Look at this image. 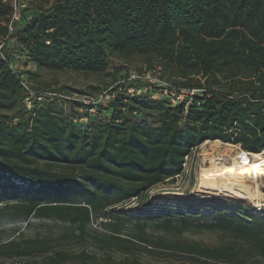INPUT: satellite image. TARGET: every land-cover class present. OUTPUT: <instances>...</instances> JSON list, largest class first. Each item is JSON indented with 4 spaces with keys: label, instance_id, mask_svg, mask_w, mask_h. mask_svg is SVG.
I'll return each mask as SVG.
<instances>
[{
    "label": "trees",
    "instance_id": "obj_1",
    "mask_svg": "<svg viewBox=\"0 0 264 264\" xmlns=\"http://www.w3.org/2000/svg\"><path fill=\"white\" fill-rule=\"evenodd\" d=\"M12 1L0 0V42L7 59L0 56V181H5L3 195H12L11 189L26 202L0 214L13 209L19 218L71 222L73 237L84 243L91 240L108 252L106 258H98L86 250L77 255L61 251L44 258V263L147 264L136 257L117 262L111 254L120 246L162 256L181 254L197 264L264 260V217L256 213L230 215L219 209L207 217L178 215L174 221L169 216L157 224L176 234L220 232L241 246L168 241L147 234V223H137L139 234L123 238L120 219L101 223L104 235L90 230L99 210L174 181L183 173L186 159L206 142L240 146L253 154L264 151V0L31 3L8 38ZM14 40L39 71L103 75L113 58L126 63L143 57L149 69L161 70V80L171 90L200 92L177 105L165 96H132L123 89L143 88L144 83L129 82L132 71L124 72L122 66L109 74L118 84L109 85L115 99L87 106L72 98L98 97L110 88L65 92L32 85L37 74L28 78L10 68V63L15 65L10 51ZM21 75L38 95L57 97L33 101L29 109ZM151 116L156 117L154 123L147 121ZM83 118L86 123L79 122ZM75 195L84 203L74 202ZM36 243L11 241L0 248V256L30 255L34 248L29 245Z\"/></svg>",
    "mask_w": 264,
    "mask_h": 264
},
{
    "label": "rangeland",
    "instance_id": "obj_2",
    "mask_svg": "<svg viewBox=\"0 0 264 264\" xmlns=\"http://www.w3.org/2000/svg\"><path fill=\"white\" fill-rule=\"evenodd\" d=\"M37 5H51L56 0H32ZM22 27V25H21ZM11 56L17 67L31 78L30 74H37L36 79L31 80L32 85H48L52 89H68L88 91L91 86H100L110 88L112 77L109 74L115 73V70L124 66V72L129 73L136 69L148 67L143 57H133L129 62L120 61L117 58L111 59L110 69L103 75H84L75 72H50L47 70H37L31 61L22 56L21 47L16 40L10 43ZM118 84H115V86ZM109 86V87H107ZM132 88L126 87L125 90ZM134 89V88H133ZM106 90V89H105ZM109 90H112L110 88ZM123 90L117 92L122 93ZM96 97H87L89 101ZM69 112V110H68ZM155 116L148 117L149 123H154ZM237 147V146H236ZM229 154L234 156L235 152L223 144L209 143L202 145L194 150L191 156L186 160L183 173L174 181H167L159 184L147 192L141 194L138 198H131L126 201L117 202L106 209H101L97 213L98 222L95 221L90 225V230L100 235L106 234L105 228L101 223L107 220H121L120 236L123 238L134 237L139 234L137 223H147L145 231L154 237H163L168 241H180L186 243L200 244L208 247H223L227 245H243L236 241L232 236L220 232H207L190 230L182 234L168 232L162 228H158L157 224L162 222L164 218L171 216L174 221L178 215L191 217L199 215L207 217L215 213L216 210L225 209L230 215L240 213L245 215L256 213L264 217V180L259 182V192L261 193L260 203L258 205L256 199L248 201L225 196L224 194L205 193L199 187V181L203 173L211 168L218 167L216 159L219 156ZM216 158V159H215ZM5 181H0V211L15 207L18 204L26 202L23 195L16 194L14 190L10 196L3 195ZM74 202L84 203L80 196H73ZM43 199L42 202H47ZM13 209H8L0 214V248L11 241L34 240L35 245H29L34 248V252L30 255H17L7 253L0 256V264H19L34 263L45 264L44 258H49L56 252H67L68 254H79L86 250L92 254H96L98 258H106L105 249L100 248L93 241L88 240L86 243L81 242L78 238L73 237L71 222L60 221L57 219H45L32 216L29 219L19 218L13 214ZM74 234H77L75 232ZM121 250H113L111 254L116 258L117 262H122L124 258H139L147 264H197L189 258L181 254H172L171 256L155 255L132 249L128 251L125 247H119ZM247 250V248H244ZM74 264V263H69ZM79 264V263H78ZM95 264H109L98 262ZM115 264V263H114ZM118 264V263H116ZM250 264H264V260L252 258Z\"/></svg>",
    "mask_w": 264,
    "mask_h": 264
},
{
    "label": "bare ground",
    "instance_id": "obj_3",
    "mask_svg": "<svg viewBox=\"0 0 264 264\" xmlns=\"http://www.w3.org/2000/svg\"><path fill=\"white\" fill-rule=\"evenodd\" d=\"M209 143L223 144L216 141L206 142L205 145ZM223 145L233 150L235 155L215 158L219 166L203 173L198 187L205 193L224 194L246 201L256 199L259 205L261 193L258 186L260 180H264V152L248 154L234 145Z\"/></svg>",
    "mask_w": 264,
    "mask_h": 264
},
{
    "label": "built area",
    "instance_id": "obj_4",
    "mask_svg": "<svg viewBox=\"0 0 264 264\" xmlns=\"http://www.w3.org/2000/svg\"><path fill=\"white\" fill-rule=\"evenodd\" d=\"M31 3H34L32 0H13L12 1V8L13 13L11 15L10 22L8 24V30H9V37L14 36L17 27L22 23L23 15L25 10L29 9L31 6ZM31 17L29 18V21H31ZM7 38V39H8ZM4 47V42H0V56L3 57L6 61L2 50ZM10 68L13 73L18 74L19 68L13 64L10 63ZM161 70L158 69H149V67H143L140 68V71H132L130 74V78L128 79L129 82L133 81H142L144 83L143 88L139 89H130L128 90L129 94L133 95H149L151 99L153 100H159L162 99L164 96L169 98L173 105H177L179 103H183L187 97L194 96L198 94L200 91L197 90H190V91H181L180 93H177L175 90L170 89V85L164 81L161 80ZM22 77V84L25 87L26 91L28 92V99L26 101V104L29 109H31L33 105V101L43 102L48 97H57L56 94H45V95H38L33 90L29 88V86L26 83V79L23 75ZM110 90L104 91L102 94H100L98 97L94 99H90L89 101H86L85 99L87 97H80L78 95H75L72 99L78 100L83 102L85 105H93L98 106L100 104L107 105L110 103L113 99H115V95L110 94ZM190 104V102L187 103V106ZM90 113L95 114L96 111L94 109L90 110ZM79 122H87L86 118L80 119ZM235 146V145H234ZM240 151H244L240 146H237ZM246 152V151H244ZM264 152V151H263ZM262 152V153H263ZM249 154V152H247ZM253 154V153H252ZM189 158V157H188ZM187 158V159H188ZM186 159V160H187ZM186 165V164H185Z\"/></svg>",
    "mask_w": 264,
    "mask_h": 264
}]
</instances>
